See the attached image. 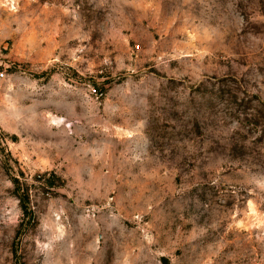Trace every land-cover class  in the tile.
<instances>
[{
    "label": "rangeland",
    "instance_id": "rangeland-1",
    "mask_svg": "<svg viewBox=\"0 0 264 264\" xmlns=\"http://www.w3.org/2000/svg\"><path fill=\"white\" fill-rule=\"evenodd\" d=\"M0 264H264V0H0Z\"/></svg>",
    "mask_w": 264,
    "mask_h": 264
},
{
    "label": "trees",
    "instance_id": "trees-1",
    "mask_svg": "<svg viewBox=\"0 0 264 264\" xmlns=\"http://www.w3.org/2000/svg\"><path fill=\"white\" fill-rule=\"evenodd\" d=\"M21 203H22L21 207L23 208L24 215H27L28 212H27V209H26V206H25V202L24 201H21Z\"/></svg>",
    "mask_w": 264,
    "mask_h": 264
}]
</instances>
